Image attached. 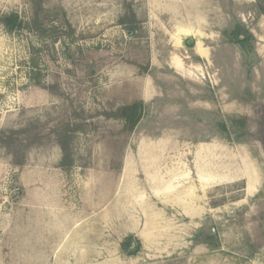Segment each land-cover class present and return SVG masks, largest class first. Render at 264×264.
I'll use <instances>...</instances> for the list:
<instances>
[{
	"label": "rangeland",
	"instance_id": "374dc122",
	"mask_svg": "<svg viewBox=\"0 0 264 264\" xmlns=\"http://www.w3.org/2000/svg\"><path fill=\"white\" fill-rule=\"evenodd\" d=\"M32 1L0 13L28 19ZM257 1L43 0L42 33L0 24V129L88 125L69 170L52 134L22 166L0 145V264H264V146L218 125L258 129ZM131 11L135 31L119 24ZM237 25L244 47L224 35ZM135 102L134 132L102 115Z\"/></svg>",
	"mask_w": 264,
	"mask_h": 264
},
{
	"label": "trees",
	"instance_id": "16d2710c",
	"mask_svg": "<svg viewBox=\"0 0 264 264\" xmlns=\"http://www.w3.org/2000/svg\"><path fill=\"white\" fill-rule=\"evenodd\" d=\"M258 14H264V0L257 1ZM32 12L28 19L23 18L17 12H11L9 14L0 13V24L9 33H21L28 32L33 34H39L45 31L43 24V0L32 1ZM137 20V16L134 11L123 15L119 19L120 25L128 26V29L134 30ZM135 31V30H134ZM224 35L235 43H240L243 47L247 41L253 39L250 32L241 25H237L232 31L225 32ZM37 65L32 68L33 74L31 79L35 86L42 89H48L42 79L37 77ZM246 96L252 98V92L247 90ZM244 97V96H243ZM245 97V99H248ZM244 101V98H242ZM250 100V99H249ZM143 103L135 102L130 105L119 107L114 112H104L108 119L122 120L125 122V128L134 132L143 118ZM258 129L255 133L250 132V117L238 116L230 117L229 122H219V127L222 131H226V138L229 140L241 141L247 139V137H254L260 140L264 146V108L261 105L257 110ZM78 115V114H77ZM81 118V117H80ZM83 118V117H82ZM230 126H229V125ZM87 123L85 121H61L58 125L52 128L50 133L47 134L46 130L41 128L38 124H29L18 130L4 131L0 129V145L13 152V163L17 166H22L24 163L25 152L32 146L42 145L45 138L49 134L54 135L57 145L60 147L62 157L59 166L64 170H69L75 166L76 157L74 153V140L78 133L85 132ZM228 127H231L230 129ZM234 134V137H232ZM20 152V153H18ZM126 247V244H124Z\"/></svg>",
	"mask_w": 264,
	"mask_h": 264
},
{
	"label": "water",
	"instance_id": "95a60500",
	"mask_svg": "<svg viewBox=\"0 0 264 264\" xmlns=\"http://www.w3.org/2000/svg\"><path fill=\"white\" fill-rule=\"evenodd\" d=\"M192 41H193V40H192V39H190V40L188 41V43H189V44H191V43H192ZM133 247H134V244H133Z\"/></svg>",
	"mask_w": 264,
	"mask_h": 264
}]
</instances>
